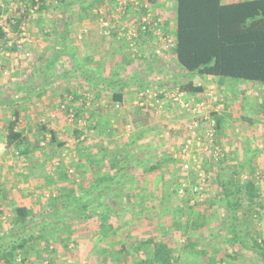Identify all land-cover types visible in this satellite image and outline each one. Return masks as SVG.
I'll return each mask as SVG.
<instances>
[{"label":"crops","instance_id":"1","mask_svg":"<svg viewBox=\"0 0 264 264\" xmlns=\"http://www.w3.org/2000/svg\"><path fill=\"white\" fill-rule=\"evenodd\" d=\"M221 1L228 3L234 0ZM76 3L79 7H86V12L78 13L77 9V13L62 16L55 0L53 4L49 0L44 1V7L51 5V8L55 7V11L27 22L30 41L24 44L23 49L18 51L15 47H7L11 46L10 43H7L5 50L0 48V99L5 102L0 105V235L7 234L13 228H20V225L14 224L15 210L24 207L27 210V223L38 219L26 226L32 228L38 224L34 229L33 240L27 243L23 251L27 264H90L94 246L111 251L125 242L130 254L114 261L107 258L105 262L102 259L99 264L138 262L144 256L133 254V247L145 246L144 241L157 240L159 234L172 233L168 228L170 221L163 224L164 220L161 219L163 209H166L161 201L166 199L161 191L163 178L157 172L143 175L138 171L132 177L129 189L134 194V199L125 209L133 217L129 216L124 223V226L127 224L126 227L119 234L112 236V232L122 221L114 223L117 226L109 222L112 232L95 245L94 237L87 240V236L81 238L80 235L85 229L96 227V222H74L72 225L62 222L54 225L60 230V234L54 237L48 236L49 233L45 234L46 243L49 242L48 251L54 261L48 263L37 258L43 252L45 244L36 237L41 236V226L49 223L46 218L40 217L46 207L39 208L36 205L41 194H33L31 189L47 188L58 194L70 187L78 194L82 193V188L87 190L94 186L95 176L108 173L107 162L100 164L101 158L118 147L123 149L124 143L133 134L142 133L137 142L152 151L154 161H159L163 153L173 160L187 143L186 125L199 119L195 118L197 113L184 111L178 104L167 101L164 96L177 90L174 86L177 82L189 79L187 72L177 64L171 49L158 54L153 50L140 48V42L146 37L154 38L152 35L138 33L134 38V47L128 46L127 41L123 42L124 39L119 36L122 24L139 22L140 14L151 6H168L173 10V17L170 15L173 32L175 0H137L136 5L128 4V11L125 9L123 14L116 10L115 0H76ZM100 9L111 15L115 28L109 35L102 34L99 28L96 12ZM161 17L164 16L161 14ZM63 20L67 24V34L60 28ZM169 68L177 72L171 75ZM207 79L228 82L230 87L236 86L238 90L224 87L223 91L224 95L229 93L233 99L239 94L244 95L241 98L247 99L251 86L264 87L243 81L232 82L226 78ZM193 84L203 87V82L195 84L193 81ZM115 93L121 95V102L112 101ZM197 94L199 93H180L187 100L197 98ZM116 104L119 105L118 108ZM240 109L238 107L239 111ZM71 111L77 120L85 121L79 120L82 123L78 125L75 120L72 123L67 117ZM238 113L236 116L232 114L235 116V124L228 122L229 128L223 129L224 134L231 136L232 144L225 143L224 147L227 151L234 152L230 156L234 162H228V156L222 154L216 163L227 160L226 164H235L237 167L240 157L242 159V156L259 155L260 152L263 154L264 125L261 120L252 121L253 118ZM12 124L13 132L20 136L15 141L8 142L7 135ZM200 124L205 127L204 122ZM218 124L216 136L221 131L222 116L218 117ZM79 126L84 127L86 132L83 147L72 145V139L68 138L73 129L75 138L81 136L83 131L78 129ZM199 132L203 133L201 126ZM239 136H246L251 141L250 144L256 140L253 136H257L262 139H257L256 142L262 143L257 146L258 149H255L254 143L252 148L248 144L245 146L248 148H245L237 143L236 138ZM196 150V145L192 142L189 151L193 153ZM17 151L24 154L15 155ZM134 151H137L136 147L128 150L130 153ZM126 152L124 150L122 154ZM204 160L205 158L202 162ZM206 161L210 163L211 160L207 158ZM173 162L167 167L172 173L177 160ZM99 165H102V169ZM67 167H72L75 171L70 184L60 173V170L65 171L64 168ZM186 176L190 179L189 173ZM160 203H163V207ZM174 207L177 210L185 208L180 204ZM66 226L70 233L63 232ZM202 228L207 229L206 226ZM171 244L169 240V245ZM16 254L20 255V252L17 251Z\"/></svg>","mask_w":264,"mask_h":264},{"label":"trees","instance_id":"2","mask_svg":"<svg viewBox=\"0 0 264 264\" xmlns=\"http://www.w3.org/2000/svg\"><path fill=\"white\" fill-rule=\"evenodd\" d=\"M55 2L62 16L77 12L83 13L87 9L86 7H79L76 0H55ZM76 7L79 11L75 9ZM44 8L43 5H40L37 10L40 12ZM89 9L92 8L89 6ZM166 25L160 19L159 28L162 29L165 36L169 34L165 30ZM60 28L66 34L68 33L67 24L64 20ZM145 35L151 34L147 33ZM172 35V55L177 64L189 76V79L177 82L174 85L177 87L178 92L195 94L203 91L202 87L193 84L191 80L193 75L215 79H234L264 86V0H234L228 3H223L221 0H175ZM4 40L5 34L0 29L1 44L4 43ZM112 101L114 103L121 102V95L115 93ZM3 104L5 102L0 99V105ZM12 127L13 124L7 135L8 142L15 141L20 136L19 133L13 132ZM217 129H219L218 119L215 123V130ZM141 137L142 133L133 134L124 145L121 144L123 149L127 151L124 153L125 155L122 154L124 150L121 147L107 152L106 157L101 158L100 164L103 165L107 162L109 171L107 174L103 173L100 177L95 176V184L89 189L85 190L84 187L82 193L78 194L76 190L67 187L63 192L56 194L55 197L51 195V192H48L49 200L46 202V210L43 211V215L41 214L40 217L46 218L49 224H43L39 230L41 236L36 237L44 241L45 244L43 252L37 256L39 260L48 263L54 261L48 251L49 242L46 243L45 234L49 233L48 236L51 237L60 234V230L55 228L54 225L62 222H68L70 225L74 222H96V227L82 230L84 232L80 235L81 238L87 236V240L94 237L95 245H98L106 234L112 232L109 222L118 224L119 221H122L118 226L114 224L117 228L112 232V236L119 234L126 227L127 224L124 226V223L129 216L133 217L132 214L126 213L125 207L134 199V194L129 187L131 186L132 177L138 171H141L143 175L158 172L157 174L162 178L167 172L168 177L164 178L165 180L163 179L161 191L165 198L171 191L174 193V189L169 190L172 183L179 179L177 175L169 174V170H167V167L174 163L173 160L163 153L161 155L163 160L154 161L152 151L138 144L137 141ZM134 147L137 151L128 152ZM16 153H18V156L24 154L21 151ZM152 161L153 163H151ZM102 165H99L100 169H102ZM238 172H235L236 177ZM188 173L190 181H197L198 176L194 170H189ZM68 183H70V180ZM249 185H252L251 181ZM241 188L239 181L236 180L235 189L227 205L228 209L234 213L226 229V235L229 236L227 241L231 245L256 254L261 260L259 264H264V248L262 245L257 244L256 241L248 244L243 234L235 228L237 194H239ZM256 190L253 194L255 201L260 199ZM189 201L190 199L188 203ZM190 207H188V210L193 211ZM25 210L24 207H18L15 210L14 224L20 225V228H13L7 234L0 235V264H27L23 251H25L27 243L33 240L34 229L38 224L33 225L32 228L26 226L28 223L30 225L35 223L38 219L27 223ZM176 211L181 213L177 209ZM205 225L204 222L198 227L202 228ZM176 226L178 225L174 222L168 226L169 230L172 231L171 235L174 234ZM65 229L68 230V227L66 226ZM168 234V232L165 235L159 234L157 240L144 241L145 246L137 245L133 247L132 253L143 255L144 258L138 262L124 263L176 264L173 258V249L169 245L170 238H168ZM125 244L127 245L126 242L122 243L117 246L118 248L116 247L111 251H104L102 247L94 246L90 264H99L102 259L106 262L107 258V260L114 261L120 256L130 254V252H127ZM17 251L20 252V255L16 254Z\"/></svg>","mask_w":264,"mask_h":264},{"label":"rangeland","instance_id":"3","mask_svg":"<svg viewBox=\"0 0 264 264\" xmlns=\"http://www.w3.org/2000/svg\"><path fill=\"white\" fill-rule=\"evenodd\" d=\"M19 1L20 0H0V5H1L0 9L3 12V14L6 16L16 15L18 14L19 11L17 8V6H19L18 5ZM31 1L34 2L33 0H30V2ZM44 1L46 0H39L38 5L39 6L44 5ZM49 1H51V4H53V0H49ZM30 6L34 7L32 3L31 5L30 3L28 4V7ZM45 8L46 9H43L40 12L38 10L35 11L32 17L28 18L27 21L23 22L25 24L26 30H27L28 21L35 20L37 19L38 16L51 14V12L55 11L54 10L55 7L51 8V5L46 6ZM75 9H77V7ZM144 10L150 11L151 18H159L160 16L159 19L162 18V22L167 24L166 25L167 27L165 28L167 33H169L167 37L171 38L173 36L172 35L173 15L171 13V11L173 12V10H171L170 7L162 6V7L154 8L153 6H151L145 8ZM143 13L144 12H142L141 14ZM161 14L164 17H161ZM170 15H172L171 18ZM160 33L161 34L163 33L162 29L160 30ZM7 35L8 37L5 38L3 46L2 44L0 46V48H3L4 50L5 47L7 46L6 43L11 44V46H7V47L14 48L13 44H15L16 41L18 42L19 39V29L15 27L10 28ZM119 36L120 39H124L123 42L126 41V39L122 37V35ZM12 38H16L17 40L13 41ZM134 41L135 40H132L133 44L136 43V41L135 42ZM139 46L140 48L147 49V51L153 50L154 53H156V51L168 52L170 50L169 48H166V44L163 41L158 42L156 38L154 39L149 37L143 39L140 42ZM132 47H134V45ZM174 72L177 71H175L173 68H169V73L171 75ZM191 80L194 81L195 84L203 82L201 86H203L204 89L201 93L197 94L198 96L197 98L199 99L195 98V99L187 100L183 98V100L189 103V105H191L192 107L188 106L185 109L182 107L180 108L184 109V111H190L192 112V114L197 113V115H195V118H199V119L194 122L197 123L198 130L201 126L203 132L205 129H208L210 127L211 123H213L215 129L216 120L218 119L219 116H222V125L220 128L221 131L217 136L215 133L213 147L217 148V150H220L219 151L221 152L220 156L222 154L223 155L226 154L228 156V162L229 161L230 163L234 162V160L230 158L231 154L234 152L232 151L229 152L224 147L226 146L225 143L229 145L232 144L231 143L232 140L230 139L231 136L224 134L223 129L225 127L229 128L228 122L232 121L230 124H235V121L233 119L235 118L238 112L240 114H243V116L245 117L249 116L250 118H253L251 119L252 121L261 120L262 125H264V89H263L264 87L262 88L259 86L258 87L251 86L246 95L248 96L247 99L241 98L244 97V95L240 96V94L236 96V99H233V96H230L229 93L227 95L223 94L224 87L225 89L230 87V84H228V82L212 81L211 79H207L206 77H202L200 75H193L191 77ZM228 80L232 82L237 81L234 79H228ZM230 88L238 90L236 86H232ZM164 96L167 98V101H171L175 103L173 101L174 100L173 98L177 96L176 90ZM143 97L145 96L143 95ZM159 104H161L160 101ZM198 104H202L203 107L199 110H195L196 108L195 106ZM238 107L241 108L240 111L238 110ZM71 114H73V118L69 116L70 112L68 113L67 117L68 120H70L72 123L78 122L76 123L78 125L80 124L81 121H85L83 119H79L81 120L79 122V120L76 119L75 114L72 111ZM232 114H235V116H233ZM202 122L205 123V127H203V124L202 125L200 124ZM78 129L83 131L80 134L81 136L79 137L77 136L75 138L74 137L75 133L73 129L71 130V133L69 134L68 138L72 139L71 140L72 145L76 144L77 146L83 147V145L86 142V137H85L86 132L84 131L85 130L84 127L82 128L79 126ZM235 137L236 136H234V139ZM253 137L256 140L259 139V141L262 139V138L260 139L257 136H253ZM236 139L238 140L237 143L242 144L244 147L246 146V144H248L252 148V145L254 143L255 149H258L257 146L260 143H262V141L256 142V140H253V143L250 144L251 141L249 139H246V136H239V138L237 137ZM55 145H57V143H55ZM213 147L210 149V151L203 152L202 150H199L198 152H193V154L195 155V162H193V160L191 159L192 161L191 163L194 165L192 166L191 170H194L196 174L201 173L203 178L202 180L205 181L204 197L202 201H198L194 203H191V201H189L188 203V200L192 199L189 191L186 192V195L184 196H180L177 193H175L176 188H178L183 183L188 186V189L191 186L193 187L197 184L196 180L190 181L187 178L186 176L188 174L187 171L183 172L181 169L182 164L185 163V160L188 161V156L192 154L189 153L187 157H183L185 160L181 158L182 153L176 155L175 159L177 160V164L175 168H173L175 169L173 170V174L174 176L177 175L179 180L176 181L175 183H172L171 188L169 190L171 191V189H174L175 194L172 193L171 191L166 195L167 196L165 198L166 201L165 200L161 201L164 203L166 208L163 209V213L165 214L161 218L164 220L163 224L169 223L170 221L169 225H172V222L178 225L175 227L176 229H174L175 230L174 234L167 235L172 243L171 248L173 249V256H174L173 258L175 259L176 264H259L261 262L259 256L253 254L250 251L241 249L238 246H234L228 243L227 240L229 239V236L226 235V229L228 228L229 226L228 224L232 220V215L234 213H232L231 210L228 209L227 205L229 200L231 199L232 192L235 189L236 180H238L239 185H241L242 188L239 194H237L236 210H235L237 220L235 222V228L243 234L244 238L247 239L248 244H252L254 241H256L257 244H261L262 247L264 248V149L263 148L261 149L263 150L262 155L260 152L259 155L252 154L250 156H242V159L240 157V160L238 161L239 165L235 167L236 166L235 164L233 165L226 164L227 160L225 162L216 163L220 159L218 157L216 158L213 157V153H211V150L214 149ZM185 155H187V153H185ZM179 158L183 159V161H181ZM204 158L205 160L202 162V159ZM207 158L211 160L210 163L206 161ZM175 159L173 158V160ZM254 159H257L258 161H254ZM161 160H163V157L159 161ZM250 160H252V162H250ZM64 170L65 171L60 170L61 177L64 178V180L66 181L69 180L71 181L73 176H75V171L73 170L72 167L64 168ZM236 170L239 172L237 177L234 178L233 174ZM170 173L172 172L169 171V174ZM163 176L167 178L168 177L167 172L166 175ZM250 181L252 182V185H249ZM216 188L217 190H215ZM31 190H33V194L36 193L38 194V196H40L41 194V198H38L37 199L38 203H36V205L39 208L46 207V202L49 200L48 197L49 195L46 198L44 194H48V192H52L51 195H54V197L56 194L55 191L47 188L44 190H40V189L38 190L36 188ZM255 190L258 191V194L260 196V199L257 201H255L253 197V194H255ZM188 196H190V198ZM43 201L44 203L42 204L41 202ZM163 203L162 204L160 203L162 207H163ZM179 204L185 207L184 209L183 208L179 209L181 213L177 212L176 208L174 207ZM187 205L191 206L190 208L193 211H189L188 210L189 206L187 207ZM204 222L206 224L205 226L207 227V229L199 228L198 226H200V224ZM222 224H224L223 227L221 226ZM223 229L225 230V232L222 233ZM64 232H68V230L65 229ZM212 234L214 235L213 237Z\"/></svg>","mask_w":264,"mask_h":264},{"label":"built area","instance_id":"4","mask_svg":"<svg viewBox=\"0 0 264 264\" xmlns=\"http://www.w3.org/2000/svg\"><path fill=\"white\" fill-rule=\"evenodd\" d=\"M34 2H30V0H20L17 8H18V14L13 15V16H6L3 14V12L0 9V29L1 31L7 35L8 31L10 28H17L19 29V39L18 42H15V49L18 51H21L23 49V46L25 43L30 41V38L28 36V32L26 30L25 24L23 23L24 21H27L28 18L32 17L35 11H37V6H39V0H33ZM32 3L34 7H28V4ZM128 4H137V0H115V8L121 14L125 13V9L128 11L127 5ZM17 10V9H16ZM15 10V11H16ZM125 11V12H124ZM111 13V11H110ZM98 15V23L100 26V29L102 31V34L104 35H109L111 30L114 27L112 24L111 20V15L106 14L105 10L100 9L96 12ZM113 15V13H111ZM160 19L159 18H151V14L149 10H146L145 13L140 14L139 16V22H129L128 24H122L119 28V34L124 37L128 43V46L130 45L133 46L132 40L137 36L138 33L141 34H147L150 33L154 38L157 39L158 42L163 41L166 44V48L171 49L173 47L172 39L168 38L165 36L163 33H160V26H159ZM132 42V43H131ZM1 44V42H0ZM156 53L159 54V51H156ZM178 90H176V93ZM174 102L177 103L180 107L182 108H187L188 106L192 107L187 103L186 101L183 100L182 96L178 92L177 96L173 98ZM119 105L116 104V108H118ZM195 110L201 109L203 106L202 104H198L195 106ZM71 118H73V114L69 115ZM186 129L188 131V140L184 148L181 150L182 157H187L189 153L192 155L188 156V161L185 160V163L182 164V171H189L192 169V166H194L191 162V159L193 162H195V155L189 151V146L192 144V142L195 143L196 145V151L198 152L199 150H202L203 152L205 151H210V149L213 147L214 144V135H215V129L213 126V123L210 124V127L208 129H205L202 134H200L198 130V125L196 122L192 121L191 123L186 125ZM214 148V147H213ZM188 150V151H187ZM220 150H217V148H214L211 150V153H213V157L220 158L221 152ZM180 153V154H181ZM187 153V155H185ZM17 155V153L15 154ZM211 157V156H210ZM190 161V163H189ZM71 173V172H70ZM198 179H197V184L195 186H191L188 189V186L186 184H181L178 188H176L175 192L180 195L184 196L186 195V192L189 191L191 195V203L202 201L204 197V183L205 181L202 180V174L197 173ZM44 196L47 198V194H44Z\"/></svg>","mask_w":264,"mask_h":264}]
</instances>
